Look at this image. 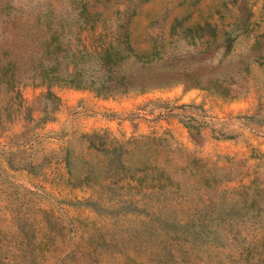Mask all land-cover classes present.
Segmentation results:
<instances>
[{
    "label": "rangeland",
    "instance_id": "1",
    "mask_svg": "<svg viewBox=\"0 0 264 264\" xmlns=\"http://www.w3.org/2000/svg\"><path fill=\"white\" fill-rule=\"evenodd\" d=\"M0 264H264V0H0Z\"/></svg>",
    "mask_w": 264,
    "mask_h": 264
},
{
    "label": "trees",
    "instance_id": "2",
    "mask_svg": "<svg viewBox=\"0 0 264 264\" xmlns=\"http://www.w3.org/2000/svg\"><path fill=\"white\" fill-rule=\"evenodd\" d=\"M88 56L94 58L95 65L97 66L96 69L103 77V79L98 82V85L94 87L97 92L112 94L116 91H125L130 88L143 90L147 87L160 86V84H163L156 75L132 76L119 70V65L126 58H130L135 63L137 62L140 64L149 63L155 57L160 58L155 49L141 53L135 52L128 44L127 38L115 42L114 44H109L97 51H92ZM116 71H119V73H115ZM70 74L78 80L76 83L78 84L82 78L81 76H83L81 66L77 67L73 65V71Z\"/></svg>",
    "mask_w": 264,
    "mask_h": 264
}]
</instances>
